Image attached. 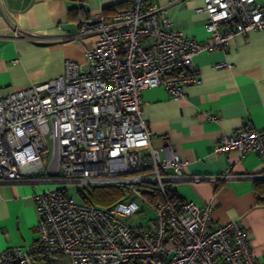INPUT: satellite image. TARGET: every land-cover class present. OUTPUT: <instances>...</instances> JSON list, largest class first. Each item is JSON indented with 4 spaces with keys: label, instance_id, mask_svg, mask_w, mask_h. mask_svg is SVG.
<instances>
[{
    "label": "built area",
    "instance_id": "1",
    "mask_svg": "<svg viewBox=\"0 0 264 264\" xmlns=\"http://www.w3.org/2000/svg\"><path fill=\"white\" fill-rule=\"evenodd\" d=\"M196 10L206 15L211 41L172 28L150 0H129L110 21L98 15L79 25L80 36L96 35L86 70L66 59L62 75L0 97V185H54L33 194L35 240L4 248L0 264H261L236 220L214 224L209 204L178 195L184 161L168 142L164 154L152 144L142 114L143 89L183 96L199 81L197 53L264 30V0H202ZM230 149L264 161V128L223 135L215 151ZM229 171L195 178L218 181ZM72 185L80 201L68 194ZM102 186L123 195L108 206L84 198ZM135 214L146 223L132 222Z\"/></svg>",
    "mask_w": 264,
    "mask_h": 264
},
{
    "label": "crops",
    "instance_id": "2",
    "mask_svg": "<svg viewBox=\"0 0 264 264\" xmlns=\"http://www.w3.org/2000/svg\"><path fill=\"white\" fill-rule=\"evenodd\" d=\"M150 2L184 36L212 40L205 13L196 10L202 0ZM118 4L125 8L129 0H0V97L62 75L66 59L86 70L85 50L96 35L80 36L79 25L98 15L110 21L109 7ZM193 68L199 81L183 96H172L163 86L143 89L142 114L152 144L164 154L168 142L184 161L178 195L198 206L209 204L214 224L236 220L256 261L264 264V203L257 201L253 186L255 176L264 173V161L256 152L215 151L225 134L244 126L264 128V30L237 34L226 49L197 53ZM227 167L229 178H195L219 175ZM39 184L45 183L0 185V251L35 240L33 194L43 187Z\"/></svg>",
    "mask_w": 264,
    "mask_h": 264
},
{
    "label": "trees",
    "instance_id": "3",
    "mask_svg": "<svg viewBox=\"0 0 264 264\" xmlns=\"http://www.w3.org/2000/svg\"><path fill=\"white\" fill-rule=\"evenodd\" d=\"M124 7L122 4L109 7L113 14L117 9ZM254 191L259 203H264V178H255L253 180ZM123 195V190L114 186H102L87 188L84 192V198L99 205L108 206L120 199Z\"/></svg>",
    "mask_w": 264,
    "mask_h": 264
},
{
    "label": "rangeland",
    "instance_id": "4",
    "mask_svg": "<svg viewBox=\"0 0 264 264\" xmlns=\"http://www.w3.org/2000/svg\"><path fill=\"white\" fill-rule=\"evenodd\" d=\"M39 186H43L41 187L38 191L42 190V189H46V188H52L54 187L53 184H44V185H40ZM82 190L85 191L84 188H80ZM68 194L71 195L72 197H74L75 200L77 201H80L81 200V197L80 195L78 194V187L76 186H69L68 187ZM130 220H132V222H136V223H146V217L144 215H139V214H135L133 215V219L131 218Z\"/></svg>",
    "mask_w": 264,
    "mask_h": 264
},
{
    "label": "water",
    "instance_id": "5",
    "mask_svg": "<svg viewBox=\"0 0 264 264\" xmlns=\"http://www.w3.org/2000/svg\"><path fill=\"white\" fill-rule=\"evenodd\" d=\"M255 178H256V176H255Z\"/></svg>",
    "mask_w": 264,
    "mask_h": 264
}]
</instances>
